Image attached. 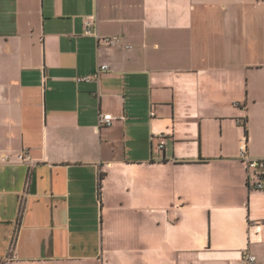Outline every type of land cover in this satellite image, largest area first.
<instances>
[{"label":"crops","instance_id":"1","mask_svg":"<svg viewBox=\"0 0 264 264\" xmlns=\"http://www.w3.org/2000/svg\"><path fill=\"white\" fill-rule=\"evenodd\" d=\"M243 139L264 0H0V264H264Z\"/></svg>","mask_w":264,"mask_h":264},{"label":"built area","instance_id":"2","mask_svg":"<svg viewBox=\"0 0 264 264\" xmlns=\"http://www.w3.org/2000/svg\"><path fill=\"white\" fill-rule=\"evenodd\" d=\"M93 21L92 19H86L83 22L84 27V35L93 37L96 39L98 44H103L106 46H114L118 43V38L116 37H100L98 36L92 29ZM107 66H100V71H106ZM98 78V75L95 76ZM94 77H86L83 78L85 81H91ZM113 119L109 116L99 114L98 116V124L97 129L108 127L112 124ZM163 143L160 142L159 148H162ZM17 161L30 163V157L28 156L26 151H21L18 155H16ZM239 159L241 160L245 174H246V183L249 188H253L256 190L263 189L264 185V157L261 158H252L249 156L246 148V140L243 139V144L239 148ZM8 156H3L1 158V162H8ZM256 261L255 256L250 252H244L239 260V264H254Z\"/></svg>","mask_w":264,"mask_h":264},{"label":"water","instance_id":"3","mask_svg":"<svg viewBox=\"0 0 264 264\" xmlns=\"http://www.w3.org/2000/svg\"><path fill=\"white\" fill-rule=\"evenodd\" d=\"M34 186V182H33V184H32V187Z\"/></svg>","mask_w":264,"mask_h":264}]
</instances>
